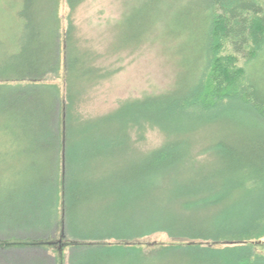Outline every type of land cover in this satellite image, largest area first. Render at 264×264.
I'll return each mask as SVG.
<instances>
[{"label":"trees","instance_id":"1","mask_svg":"<svg viewBox=\"0 0 264 264\" xmlns=\"http://www.w3.org/2000/svg\"><path fill=\"white\" fill-rule=\"evenodd\" d=\"M84 1L66 0V6L72 12ZM173 3L170 10L183 5L171 37L175 45L187 38L178 45L186 74L167 92L83 121L73 115L80 92L113 73L76 46L69 22L62 35L58 0H21L15 49L0 39V91L34 86L42 97L0 103V153L8 143L16 165L32 158L38 171L27 179L5 174L12 171L2 165L0 226L27 223L38 230L0 237V249H47L53 243L43 240L58 232L70 250L68 264H139L142 248L132 243L164 234L171 243L153 245L149 259L176 254L186 264H264V0ZM140 21L131 23L132 32L146 23ZM116 26V50L146 40L126 36L125 10ZM61 45L60 109L58 92L43 83L60 72ZM111 119L120 138H99L98 127ZM148 130L164 141L142 152L137 145ZM117 157L136 166L108 179L102 167ZM101 172V182L93 183ZM43 196L42 217L29 220Z\"/></svg>","mask_w":264,"mask_h":264},{"label":"rangeland","instance_id":"2","mask_svg":"<svg viewBox=\"0 0 264 264\" xmlns=\"http://www.w3.org/2000/svg\"><path fill=\"white\" fill-rule=\"evenodd\" d=\"M173 1L85 0L74 11L70 12L66 6V0H58L57 15L62 35H64L67 23L69 22L74 30L73 37L76 41V46L79 49L95 54L96 67L113 73L108 79L80 92L73 111V115L76 118L83 121L95 120L111 114L121 103L127 100L142 99L145 96H154L167 92L173 88L175 82H177V78L186 74L187 70L183 65L184 61L178 45L182 47L186 45L188 42L187 38H181L175 45L174 42L172 43L173 39L171 37L174 30L180 28L178 20L181 16H174L183 5L170 10L174 5ZM132 9L134 10L132 11ZM20 10L21 0H0V39L10 49H15L16 39L21 29L22 21L18 17ZM124 10L128 24L126 36H132L133 40H140L143 35H147V37L146 40H143L134 49L116 50L119 47L117 35L120 29V26L116 25ZM139 17L143 19V21H140V25L144 21L146 22L144 26H147V23L153 22L150 23V27L154 25L151 32L149 31L150 33L142 31L143 25L138 31H131V23ZM157 22L160 24H157ZM155 23L158 29L161 28L159 32H154ZM63 62L64 48L61 45L60 72L49 76L43 83L49 87L50 92L54 94L56 91L58 92L56 99H58L57 103L60 109L62 99L65 96ZM20 97L27 98L31 102L41 99L42 95L40 94V89L34 86L21 87L4 93L0 91V103L5 102L9 104L10 101H15ZM50 101L55 105L53 97H51ZM117 124L114 119L101 124L98 127V134L103 136L99 138H120V136L114 135V129L117 127ZM163 141L164 136L157 130H148L143 133V140L138 142L137 148L142 152L151 151L158 148ZM6 144L8 145L7 152L0 153V168L2 165L9 164L8 168L10 167L9 169L12 172L5 174L15 175L19 172L21 176H27V179H29V175L32 178L34 174H37L38 167L32 158L29 161L16 165V157L18 155L14 147H11L8 143ZM41 158H37L38 165L41 162ZM94 160L97 161L98 159L95 158ZM125 161L126 158L120 159L117 157L112 161L107 158V168L102 167L107 169V178L110 179L112 171L114 180L115 177L119 178L134 170L136 163H125ZM1 173H3L2 170H0ZM103 175L104 172H101V175H98L96 179H92V182L95 184L100 183ZM24 182L22 181L23 184ZM30 182L32 185L36 183L34 179H30ZM44 205H46V202L43 196L40 199L39 208H31V212L28 215L29 220H39L42 217ZM33 230H38V228H35L34 225L30 227L27 223H11L3 227L0 226V237L10 238L15 232H18L20 236H28V232H33ZM52 239L43 240L53 243V246H48L47 249H0V264H68L70 250L64 246L65 242L59 238L58 232ZM262 241L264 242V238ZM169 243L171 241L166 235L154 234L132 244L137 245L136 247L138 248H142V253L138 258L139 264H143V262H146L144 264H186L185 262L188 261V258L176 254L165 255L164 257L153 256L149 259L155 249L153 245H167ZM144 258H148V260H144Z\"/></svg>","mask_w":264,"mask_h":264}]
</instances>
